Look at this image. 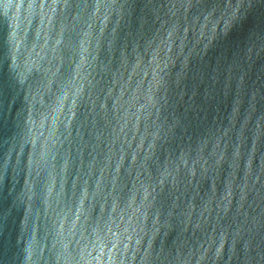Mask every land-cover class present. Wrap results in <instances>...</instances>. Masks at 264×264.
<instances>
[{
    "label": "water",
    "instance_id": "obj_1",
    "mask_svg": "<svg viewBox=\"0 0 264 264\" xmlns=\"http://www.w3.org/2000/svg\"><path fill=\"white\" fill-rule=\"evenodd\" d=\"M0 264H264V0H0Z\"/></svg>",
    "mask_w": 264,
    "mask_h": 264
}]
</instances>
